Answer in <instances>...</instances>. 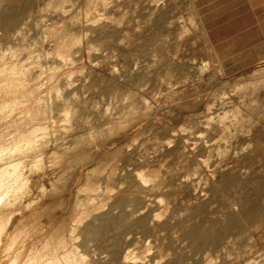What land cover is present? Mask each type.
Returning a JSON list of instances; mask_svg holds the SVG:
<instances>
[{
	"label": "rangeland",
	"instance_id": "1",
	"mask_svg": "<svg viewBox=\"0 0 264 264\" xmlns=\"http://www.w3.org/2000/svg\"><path fill=\"white\" fill-rule=\"evenodd\" d=\"M24 1L0 20L28 69L0 131L45 129L14 160L0 264L12 237L38 264H264V62L222 70L211 0Z\"/></svg>",
	"mask_w": 264,
	"mask_h": 264
},
{
	"label": "crops",
	"instance_id": "2",
	"mask_svg": "<svg viewBox=\"0 0 264 264\" xmlns=\"http://www.w3.org/2000/svg\"><path fill=\"white\" fill-rule=\"evenodd\" d=\"M205 13L208 41L226 74L264 62V0H211Z\"/></svg>",
	"mask_w": 264,
	"mask_h": 264
},
{
	"label": "bare ground",
	"instance_id": "3",
	"mask_svg": "<svg viewBox=\"0 0 264 264\" xmlns=\"http://www.w3.org/2000/svg\"><path fill=\"white\" fill-rule=\"evenodd\" d=\"M2 1L4 2V4L6 1H8V3H9V0H6V1L2 0ZM24 2H26V0ZM2 4L3 3L0 0V20L2 21L4 26L14 24L16 22L15 18H17V17H15L13 10L10 8L11 6L8 7L7 6L8 4H5V5H2ZM18 13H20V10ZM15 14H16V12H15ZM5 27H7V26H5ZM77 41H79V40H77ZM62 48H64V45L58 46V48H57L58 54L62 53V51H63ZM4 56H5V53L0 51V96H2L4 94H6V95L17 94L18 89L23 87V85H24L25 77H26L27 70H28L27 68H24L23 63H20L18 61H9V62L5 61ZM38 101L39 100H36L37 103L35 104V107L33 108L32 113H29L28 116L26 117V119H28V120H33V119L41 120L45 117L46 107L41 102H38ZM40 101H41V99H40ZM67 113L68 112H66L65 115ZM44 124L45 123L37 121L35 123L34 127L30 128V129H25V128L15 129L14 133L10 137L2 136V134H5L6 132L9 131L8 126L4 128L3 133H2V131H0V205H4L1 203H3L6 200L7 196L9 197V195H8L9 191L11 192V190H12L15 193V191L17 189V182L19 180V174L15 170L16 164L14 163V160L21 153V150L24 148V144H25V146L36 144L37 141L33 136L37 135L39 132H41L45 129ZM7 200H8V198H7ZM5 203H6V201H5ZM253 211H254V207L252 205L248 206L244 211V216L246 218H250L253 215ZM4 221H6V222H3V221L0 222V236H1L2 231L6 228L5 225L7 223V220L5 219ZM108 222L109 223L113 222V220L110 219ZM88 227L91 228L92 226H88ZM87 229L88 228H86V231L88 232L89 229L88 230ZM99 229L100 228L94 227V228H92V232L93 231L98 232ZM195 230H198V228ZM208 230L209 229H207V231ZM211 230H213V229H210V233H211ZM89 232L92 233L91 231H89ZM196 232H194V233H196ZM213 232H214V230H213ZM190 233H192V232H190ZM202 235H203V238H205L207 234L205 235V233H204ZM204 235H205V237H204ZM209 236H210V238L213 237L211 235H209ZM9 237H11V236H9ZM206 239H207V237H206ZM6 248L8 249L9 252H11V257H9L10 262L8 264H38L37 263L38 254L32 248L28 249L26 256H23L24 258H21L23 248H24V243L20 244L19 246H16L13 237H12V239L10 238V241L7 242ZM46 264H49V262H47Z\"/></svg>",
	"mask_w": 264,
	"mask_h": 264
}]
</instances>
